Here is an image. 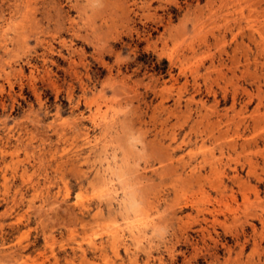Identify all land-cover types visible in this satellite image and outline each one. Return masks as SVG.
Returning <instances> with one entry per match:
<instances>
[{
	"label": "rangeland",
	"instance_id": "374dc122",
	"mask_svg": "<svg viewBox=\"0 0 264 264\" xmlns=\"http://www.w3.org/2000/svg\"><path fill=\"white\" fill-rule=\"evenodd\" d=\"M135 1L0 0V264H264V0Z\"/></svg>",
	"mask_w": 264,
	"mask_h": 264
},
{
	"label": "bare ground",
	"instance_id": "6f19581e",
	"mask_svg": "<svg viewBox=\"0 0 264 264\" xmlns=\"http://www.w3.org/2000/svg\"><path fill=\"white\" fill-rule=\"evenodd\" d=\"M121 1V0H120ZM257 2H258V0H257ZM262 2V1H261ZM13 3V2H12ZM253 3V2H252ZM255 3H256V1H255ZM126 4H127V1H126ZM135 6H136V9L137 10H144V9H148L149 7H150V5H151V2L149 1V0H138V1H135L134 3H133ZM253 5V4H252ZM127 6V5H126ZM13 8V7H12ZM130 8V7H129ZM132 8V7H131ZM130 8V9H131ZM211 8V7H210ZM130 9H128V10H130ZM237 9V8H236ZM133 10V9H132ZM208 10H209V8H208ZM1 11V10H0ZM14 11H15V9H14ZM200 12V11H199ZM211 12V11H210ZM134 13H135V11H134ZM155 14V13H154ZM125 15V14H124ZM241 15H242V13H241ZM126 16V15H125ZM206 16V15H205ZM223 19V18H222ZM253 23V22H252ZM249 24V23H248ZM251 24V23H250ZM254 24V23H253ZM246 25V24H245ZM252 25V24H251ZM243 26V25H242ZM250 26V25H249ZM255 26H256V24H255ZM259 26V25H258ZM262 26V25H261ZM238 28V27H237ZM249 28H253L252 26L251 27H249ZM261 28V27H260ZM180 29V28H179ZM178 29V30H179ZM262 30V29H261ZM212 31V30H211ZM243 31V30H242ZM250 31V30H249ZM252 31V30H251ZM255 32L257 31V29H255L254 30ZM260 31V30H259ZM176 32V31H175ZM145 33V32H144ZM149 33V32H148ZM242 34V33H241ZM260 35H261V33H259ZM263 34V33H262ZM254 35V34H253ZM146 36V35H145ZM242 36V35H241ZM261 38H263V37H261ZM219 41V40H218ZM253 41V40H252ZM260 43H261V41H260ZM190 44V43H189ZM258 44V43H257ZM254 47V46H253ZM1 48V47H0ZM1 51V50H0ZM4 51V50H3ZM219 51V50H218ZM244 51V50H243ZM1 53V52H0ZM233 53V52H232ZM243 53V52H242ZM209 56V55H208ZM255 58V57H254ZM261 65V64H260ZM190 71V70H189ZM256 77V76H255ZM253 78V77H252ZM256 79V78H255ZM254 79V80H255ZM1 85V84H0ZM209 85V84H208ZM210 87V86H209ZM208 87V88H209ZM4 88V87H3ZM210 89V88H209ZM259 91V90H258ZM225 93V92H224ZM248 94V93H247ZM258 94V93H257ZM192 95V94H191ZM250 97V96H249ZM263 97V96H262ZM197 101V100H196ZM195 103V102H194ZM244 103V102H243ZM200 104V103H199ZM212 105V104H211ZM211 107H213V106H211ZM236 111V110H235ZM261 115V114H260ZM219 116H220V114H219ZM263 116H264V114H263ZM91 121H93V122H95L96 124H97V122H96V120H97V116H96V113H91ZM104 117V116H103ZM229 117V116H228ZM238 117V116H237ZM253 117V116H252ZM261 117V116H260ZM104 118H106V116L104 117ZM242 118V117H241ZM258 118V117H257ZM215 119V118H214ZM100 120V119H99ZM254 120V119H253ZM257 120V119H256ZM263 120H264V118H263ZM223 121H225V120H223ZM230 121V120H229ZM239 121H241V120H239ZM210 122V121H209ZM213 122V121H212ZM244 122V121H243ZM254 122V121H253ZM256 122V121H255ZM259 122H260V119H259ZM238 123V122H237ZM236 123V124H237ZM199 124H200V122H199ZM247 124V123H246ZM262 124H264V123H262ZM196 125V124H195ZM249 125V124H248ZM252 125V124H251ZM255 125V124H254ZM204 126H205V124H204ZM253 126V125H252ZM261 126V125H260ZM264 126V125H263ZM210 127V126H209ZM246 127V126H245ZM248 127V126H247ZM246 127V128H247ZM258 127V126H257ZM205 128V127H204ZM233 131H234V129H233ZM242 131H243V129H242ZM80 132V131H79ZM244 132V131H243ZM254 132V131H253ZM235 133V132H234ZM240 133V132H239ZM243 134V133H242ZM253 134H255V136H257L259 133H257V135H256V133L254 132ZM220 135H221V133H220ZM239 135V134H238ZM244 135V134H243ZM252 135V134H251ZM229 135H227V137H228ZM240 136V135H239ZM242 136V135H241ZM247 136V135H246ZM226 137V136H225ZM248 137H251V136H248ZM257 137H260V136H257ZM227 139V138H226ZM231 139V138H230ZM243 140H240V141H242V143H246L247 141L248 142H250L251 141V139L250 138H242ZM259 139H262V137L261 138H259ZM217 140V139H216ZM220 140V139H219ZM231 140H229V142H230ZM234 141H236L235 139H234ZM252 141H254V144H255V141H256V139H252ZM215 142V141H214ZM218 142V141H217ZM228 142V143H229ZM235 144H236V142H234ZM241 143V142H240ZM232 144V143H231ZM253 144V143H252ZM249 145V144H248ZM240 146H242V145H240ZM232 147V146H231ZM243 147V146H242ZM246 147V146H245ZM242 149H244V148H242ZM264 151V150H263ZM237 158H238V156H236ZM235 157V158H236ZM210 168V167H209ZM211 171V170H210ZM206 179V178H205ZM231 195V194H230ZM234 197V196H233ZM130 203V202H129ZM125 204V202L123 201V205ZM128 208V207H127ZM246 211H248V210H246ZM260 213V212H259ZM248 214V213H247ZM256 214H257V212H256ZM142 220V219H141ZM252 227H253V225H251ZM252 230H254V229H252ZM111 235L112 236H114L115 237V235H116V233L115 232H112L111 233ZM138 240V239H137Z\"/></svg>",
	"mask_w": 264,
	"mask_h": 264
}]
</instances>
